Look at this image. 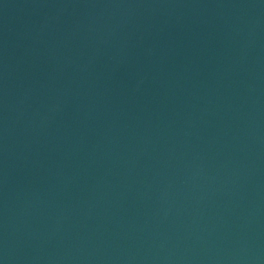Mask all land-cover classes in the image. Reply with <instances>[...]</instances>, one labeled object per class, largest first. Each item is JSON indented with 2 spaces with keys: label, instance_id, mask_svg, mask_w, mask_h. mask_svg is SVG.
Here are the masks:
<instances>
[{
  "label": "water",
  "instance_id": "95a60500",
  "mask_svg": "<svg viewBox=\"0 0 264 264\" xmlns=\"http://www.w3.org/2000/svg\"><path fill=\"white\" fill-rule=\"evenodd\" d=\"M0 264H264V0H0Z\"/></svg>",
  "mask_w": 264,
  "mask_h": 264
}]
</instances>
